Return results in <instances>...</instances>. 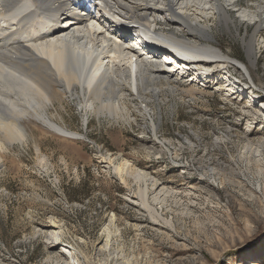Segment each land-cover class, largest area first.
<instances>
[{"label":"rangeland","instance_id":"obj_1","mask_svg":"<svg viewBox=\"0 0 264 264\" xmlns=\"http://www.w3.org/2000/svg\"><path fill=\"white\" fill-rule=\"evenodd\" d=\"M236 4L228 27L208 7H176L207 27L213 39L201 42L230 57L226 70L179 69L177 91L147 108L129 101L128 122L66 98L49 113L75 139L30 127L28 142L0 146L10 157L0 160V264H264V154L253 153L264 138V30L249 15L264 0Z\"/></svg>","mask_w":264,"mask_h":264},{"label":"bare ground","instance_id":"obj_2","mask_svg":"<svg viewBox=\"0 0 264 264\" xmlns=\"http://www.w3.org/2000/svg\"><path fill=\"white\" fill-rule=\"evenodd\" d=\"M236 2L0 0L4 23L0 25V146L11 151L28 142L30 127L75 139L78 134L49 113L66 98L77 101L85 114L128 122L129 101L139 100L147 108L165 89L177 91L186 74L183 69L196 78L206 76L208 68L226 70L230 57L201 42L213 39L207 27L194 15H179L176 7L188 11L208 7L218 23L228 27L234 23L228 7H237ZM257 9L249 12L256 17L254 33L264 30V6ZM244 46L252 65L256 60L252 38ZM239 65L252 81L248 67ZM233 82L225 77L221 83L226 92L236 94L240 85ZM151 127L156 133L159 122L152 120ZM262 139L253 151L256 156L264 154ZM9 158L0 154L3 163ZM261 189L257 183L256 192Z\"/></svg>","mask_w":264,"mask_h":264}]
</instances>
